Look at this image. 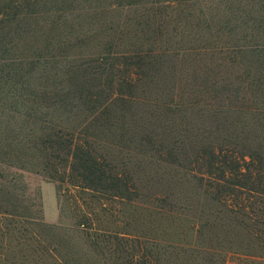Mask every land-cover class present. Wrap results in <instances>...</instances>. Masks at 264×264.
<instances>
[{"label":"trees","instance_id":"trees-1","mask_svg":"<svg viewBox=\"0 0 264 264\" xmlns=\"http://www.w3.org/2000/svg\"><path fill=\"white\" fill-rule=\"evenodd\" d=\"M172 59L175 70L188 59L195 79L204 73L193 81L191 98L234 100L229 109L219 105L225 114L213 131L222 135L210 139L209 132V146L181 167L239 226L261 228L264 0H0L1 233L25 240L41 217L25 171L57 181L59 191L67 182L113 199L135 198L128 170L101 152L102 131L113 107L126 112L156 63ZM122 233L115 227L91 234L102 252L100 241L126 240ZM11 251L0 245V264H15ZM136 256L127 253L128 261L142 262Z\"/></svg>","mask_w":264,"mask_h":264},{"label":"rangeland","instance_id":"rangeland-1","mask_svg":"<svg viewBox=\"0 0 264 264\" xmlns=\"http://www.w3.org/2000/svg\"><path fill=\"white\" fill-rule=\"evenodd\" d=\"M168 13L172 22L176 14ZM175 61L156 63L127 111L113 107L111 125L102 131L101 152L128 170L135 198L113 199L67 182L59 191L57 181L25 171L28 194L41 202V217L29 226L25 240L0 232V245L12 249L15 264H264V217L261 228L245 230L211 198L207 185L201 188L181 167L189 155L209 146L206 135L225 114L219 105L229 109L234 100L191 98L193 81H201L204 73L195 79L188 59L179 61L177 70ZM221 135L213 131L210 139ZM115 227L127 239H103L101 252L92 234ZM127 253L142 262L128 261Z\"/></svg>","mask_w":264,"mask_h":264}]
</instances>
